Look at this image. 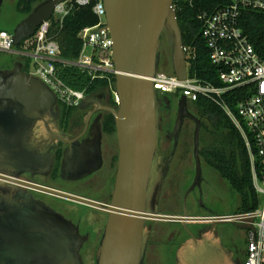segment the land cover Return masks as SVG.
Returning <instances> with one entry per match:
<instances>
[{"label":"water","instance_id":"95a60500","mask_svg":"<svg viewBox=\"0 0 264 264\" xmlns=\"http://www.w3.org/2000/svg\"><path fill=\"white\" fill-rule=\"evenodd\" d=\"M61 1L63 0H46L35 5L12 29L13 45L16 47L31 37L42 21L51 18L55 5ZM2 2L3 0H0V8ZM102 2L106 27L112 40V63L116 71L112 87L117 99L116 108L104 106L114 118L118 142V163L111 201L103 208L98 202L87 197L22 181L14 172L5 170L3 166L33 170L32 166H29L34 162L33 155L28 148L32 129L46 114L54 115L53 109L58 100L43 80L23 69L21 61H16L11 68L0 69V264H40L38 261L45 259L47 264H51L49 259L53 260V264H69L78 256L76 249H67L72 223L54 210L45 208L46 206L42 209L43 204H30L29 199L34 198L28 188L93 206L107 214L95 264H143L148 235L146 220L180 222L190 235L177 247L174 264H240L233 258L232 252L222 244L217 235V226L231 223L245 229L251 227L252 218L243 223L225 220L222 215H188L186 211L181 215L162 214L157 208L161 178L157 180L156 187L151 192L152 167L157 154L159 114L158 93L150 78L162 72L159 65L163 35L166 36L171 51L172 68L171 72H163L181 80L187 75V50L183 45L174 0ZM96 101L94 95L86 94L77 106L84 108ZM185 101L186 97L181 94L173 130L175 136L184 117H193L186 109ZM195 122V174L185 191L184 207L186 196L198 187L202 180L198 152L200 122L196 118ZM96 129L100 135L99 125ZM99 152L98 147L83 151L71 149L64 157L60 176L68 180L79 178L99 164ZM37 163L41 166L38 160ZM52 215L57 217L60 223H65L60 234L54 230L51 223L44 220V217L55 219ZM200 223H208L209 228L202 232L199 230L196 236L189 231L187 225ZM62 237L66 243L65 251H56L53 246H46L50 245L47 244L48 239L57 244L63 242ZM38 245H45L46 252L32 249ZM246 258L244 255L242 264H245Z\"/></svg>","mask_w":264,"mask_h":264},{"label":"flooded vegetation","instance_id":"af4514ba","mask_svg":"<svg viewBox=\"0 0 264 264\" xmlns=\"http://www.w3.org/2000/svg\"><path fill=\"white\" fill-rule=\"evenodd\" d=\"M43 1L46 0H38L35 5ZM4 6L5 0H3L0 8V26L7 21L9 23L12 22L11 26L9 27L14 28V26L27 15H19L15 7H12V11L9 13L5 12L6 10H4ZM11 67H3L1 69H7ZM111 93L113 94V98L111 97ZM92 95H94L97 99L95 103H92L84 108H79L77 106L71 110L69 117L63 116V113L68 112L69 105L57 101V104L53 109L54 115L50 116L46 114L44 119L39 120L32 129V137L28 148L33 155L32 157L34 162L29 165L32 166L33 170L27 171L26 169L22 168L14 169L12 167L3 166L5 170L14 172L17 174L16 177L22 181L49 186L60 190V185L57 182H67L71 184L73 183L76 185H82L84 188H88L90 190V195L87 196L76 193L77 195L92 199L98 202L103 208L107 207L112 198V186L114 184V178L117 169L118 142L115 133V124L114 131L107 132L105 130V118L107 113L110 112L106 110L104 106L116 108L117 99L112 88L108 91L105 90L95 92ZM180 95L181 94L179 93H171L168 95L158 94L157 105L159 114V129L157 154L152 167V180L150 182V188L151 192L154 191L157 180L159 181L160 178L162 179L160 193L157 196V208L159 213H161L159 210V202L166 180H170L167 187L166 199H169V196V200L176 199V195L179 193L180 202L182 203L185 191L188 189L193 180L195 174V161L193 155V136L194 129L196 127L195 118L200 122L199 151L203 145L208 143L209 139L208 131L205 128V126L207 127L205 117L201 116L199 114V110L194 107L192 103H189L187 99L185 101V106L188 112L193 115V117L186 115L182 120V125L179 128L176 136L173 133L175 119L179 109L178 99ZM97 125H99L100 135H98L96 131ZM96 147H98L100 151L99 164H96L85 174L74 180L64 179L60 176V168L64 161V157L67 156V153L70 152L71 149L83 151L94 150ZM39 155L41 158H39ZM199 158L201 168L202 166H207V164H205L200 157V152ZM189 159L191 163L190 165H187L189 163ZM37 160L41 163V166L39 163H37ZM56 167L57 171L55 172ZM205 183L208 184L209 181L207 180ZM15 185L19 186L18 184ZM199 186L195 187L194 190L189 192L186 196V200L192 198L196 202L197 207H199L198 200L204 197V193L202 190H199ZM28 190L31 196L34 198L32 199L28 196L31 198L29 199L30 204L36 202L38 204H43L41 205L42 209L46 206L45 208L48 207L54 210L72 223L71 233L68 234L67 249L69 247L74 248V250L76 249L78 256H75V258H73L71 261L69 260V264H95L100 239L107 220V214L98 208L89 205H86L88 207L86 212H79V207L73 208V205L75 204L69 203H66L68 204L66 205L64 201L59 199L61 197L35 188H28ZM208 195L213 200L216 194L212 189V192L210 190ZM187 214L198 216L211 215L204 213L203 211ZM213 215L221 214L215 213ZM53 217L55 219L44 217V220L51 223L57 233L63 232V226L65 223H60L57 217ZM41 220L43 221V218H41ZM156 222L159 221L146 220L145 222L148 227L146 246L149 244V240L153 236L152 232ZM175 223H177L182 228H180V231L177 230L175 232L176 238L181 236H184L185 238L182 241H172L170 244L174 248V253L169 252L171 257L168 255V253L167 256L170 257L173 264L177 247L190 237L188 232L183 229V226L180 222ZM223 225L225 226L223 229H220L217 226V235L220 237L224 247L232 252L233 258L242 264L245 255V246L244 248H239L235 242L231 230L236 226L232 225L231 223H224ZM187 227L189 231L197 236L198 231L201 230L202 232L205 229H208L209 224H188ZM62 241L63 242H60L59 240L60 243L56 244V242L53 240L48 239L47 244L50 245L46 246H50V248L53 246L56 251H65L66 243L64 242V238ZM46 246L38 245L36 248L32 249L39 252H46ZM45 260H39L38 263L47 264ZM49 261L51 264H53V260L49 259Z\"/></svg>","mask_w":264,"mask_h":264},{"label":"built area","instance_id":"2783aa9c","mask_svg":"<svg viewBox=\"0 0 264 264\" xmlns=\"http://www.w3.org/2000/svg\"><path fill=\"white\" fill-rule=\"evenodd\" d=\"M92 0H63L55 5L53 14L60 21L74 6L88 5ZM191 2V0H189ZM93 12L98 23L83 27L78 36L82 48L78 58L62 59L57 42L48 36L50 19L42 21L33 35L16 49L11 34L0 31V52L14 53L33 60L31 74L43 80L56 94L57 100L77 106L85 91L73 90L57 77V65H68L88 71L92 78L115 75L111 58L112 40L106 27L102 0H95ZM243 10L264 12V0H229L210 12L198 13L202 20L201 34L209 51V60L218 70L221 85L189 77L184 80L158 72L151 77L159 95L179 93L189 102L205 97L218 105L239 131L248 151L252 182L257 194L264 196V39L256 49L240 25ZM186 48V47H185ZM187 50V48H186ZM237 87L246 88L248 95L230 108L226 93ZM228 221L248 222L245 228V264H264V204L249 212L221 214Z\"/></svg>","mask_w":264,"mask_h":264},{"label":"trees","instance_id":"16d2710c","mask_svg":"<svg viewBox=\"0 0 264 264\" xmlns=\"http://www.w3.org/2000/svg\"><path fill=\"white\" fill-rule=\"evenodd\" d=\"M38 0H15L13 7L19 15L28 14ZM95 0L88 5H76L60 21L56 16L50 18L48 36L54 39L59 46V56L62 59L74 60L78 58L82 41L78 36L79 31L85 26L98 23V17L93 12ZM179 26L182 31L184 47L187 48V74L204 82L221 85L218 70L209 60V51L202 37V20L197 16L202 11H212L221 7L229 0H174ZM240 25L256 49H260L264 39V12L243 10L240 16ZM12 29L5 25L0 26V31L12 33ZM24 40L15 48L20 49ZM29 57L7 53L0 58V69L11 67L16 61H21L24 70H28ZM163 71V70H162ZM171 72V70H169ZM57 77L63 84L73 90H82L86 94L111 90L114 84V75L94 77L86 70L68 65H57ZM248 95L246 88L237 87L226 93V103L234 109V105ZM113 98V94L111 93ZM115 104V103H113ZM65 105V104H64ZM192 105L205 117L210 141L200 149V157L209 166L236 196L237 203L233 212H249L259 207V196L253 186L252 173L248 151L245 143L225 112L214 102L199 97ZM77 106L69 105L68 112L63 113L69 117L72 109ZM105 130L114 131V118L107 113ZM57 167L55 168V172Z\"/></svg>","mask_w":264,"mask_h":264},{"label":"rangeland","instance_id":"374dc122","mask_svg":"<svg viewBox=\"0 0 264 264\" xmlns=\"http://www.w3.org/2000/svg\"><path fill=\"white\" fill-rule=\"evenodd\" d=\"M14 5V0H5L4 10L5 12L12 11V7ZM12 22H4L3 25L9 27ZM7 53L0 52V58L6 56ZM170 48L167 42V38L163 35L161 43H160V65L159 69L163 71L172 70L170 63ZM28 70L31 72L33 70V60L30 58L28 60ZM192 103V102H189ZM210 137L208 141H210ZM189 163L187 165H190ZM201 173L203 180L200 182L199 190H202L204 193V197L201 200H198V206L196 202L191 198L186 200L185 207L182 202H180L179 193L176 195V199L169 200L166 199L167 187L170 180H166L164 185V189L161 193V198L159 202V210L162 214H182L186 211V213H196L199 211H203L207 214H225L233 212L236 203L237 196L229 190L227 183L221 179L209 166H202ZM209 183H205L206 181ZM48 182V181H47ZM61 188V190L77 193L81 195H90V190L88 188H84L82 185L71 184L67 182H57ZM220 186V187H219ZM216 194L212 200V198L208 195V193L212 192ZM259 197V206H263L264 204V196L262 194L258 195ZM64 203L75 204L73 208L80 209L79 212H86L88 207L86 205L70 201L67 199H61ZM68 205V204H66ZM202 210H201V209ZM200 209V210H199ZM225 227L223 224L218 225V228L223 229ZM180 226L175 222H156L154 225V229L152 232V237L149 240V244L145 248V256L143 264H173L170 259L169 252L174 253V248L170 244L172 241H182L185 237L181 236L176 238L175 232L180 231ZM182 229V228H181ZM232 234L234 236L235 242L239 248H244L245 246V229L233 227ZM185 232V231H184ZM167 253L170 257L167 256Z\"/></svg>","mask_w":264,"mask_h":264}]
</instances>
